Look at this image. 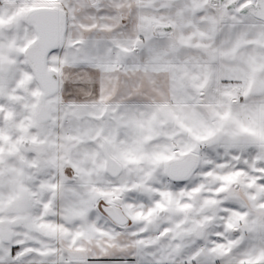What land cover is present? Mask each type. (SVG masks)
<instances>
[{"label": "snow or ice", "instance_id": "snow-or-ice-1", "mask_svg": "<svg viewBox=\"0 0 264 264\" xmlns=\"http://www.w3.org/2000/svg\"><path fill=\"white\" fill-rule=\"evenodd\" d=\"M0 264H264V0H0Z\"/></svg>", "mask_w": 264, "mask_h": 264}]
</instances>
